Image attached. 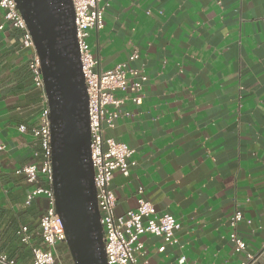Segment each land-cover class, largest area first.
<instances>
[{
  "label": "crops",
  "instance_id": "0c3cea01",
  "mask_svg": "<svg viewBox=\"0 0 264 264\" xmlns=\"http://www.w3.org/2000/svg\"><path fill=\"white\" fill-rule=\"evenodd\" d=\"M100 4H108L104 27L89 40L101 69L127 62L148 76L139 91L116 92L119 108L108 107L120 116L105 136L128 143L136 162L128 176L114 172L115 211L126 214L144 198L181 224L169 243L142 235L135 264H239L257 255L264 247V0ZM24 35L11 25L0 31V153L18 164L35 137L16 121L36 125L42 98L26 77L33 49ZM237 211L242 252L230 239ZM63 254L57 250L53 264H74Z\"/></svg>",
  "mask_w": 264,
  "mask_h": 264
},
{
  "label": "built area",
  "instance_id": "2783aa9c",
  "mask_svg": "<svg viewBox=\"0 0 264 264\" xmlns=\"http://www.w3.org/2000/svg\"><path fill=\"white\" fill-rule=\"evenodd\" d=\"M75 8V24L77 29V41L81 54L82 70L87 84L89 95V118L91 130V156L95 169V185L97 188L98 205L101 211V222L104 226L105 248L108 264H135L136 253L143 248L139 240L144 234L161 236L165 243L174 241L175 233L181 224L170 213L159 214L155 205L144 198L139 199L135 209L126 214H117L115 211L117 197L111 187L115 171L124 175L130 174V168L136 164L131 160L134 149L126 142L119 141L112 136H105L106 128H114L116 119L120 116L118 109L109 111V106L119 108L122 99L116 96L118 90L130 88L139 91L148 76L136 68H129L127 62L118 66L103 70L100 60L93 52L87 41L90 31L104 27V13L106 5H101L100 0H72ZM8 25L25 30L24 44L33 49L29 59V69L32 82L41 90V107L38 123L31 129L33 137L38 138L43 151V164L41 169L35 165H25L17 170L24 173L29 182H37L40 173L45 175L51 183L50 188L37 187L28 194L27 203L40 194L49 198V207L41 219V233L45 248L33 249V264H53L57 254V245L65 242V230L60 215L56 210L54 192L52 188V150L51 129L49 118V105L45 92L44 80L40 58L35 50L33 39L28 31L26 23L17 8L15 0H0V31ZM138 57L137 51L130 60ZM134 100L140 103L141 97ZM21 133H29L28 126L21 124L18 127ZM3 145L0 144V151ZM243 216L237 211L231 218L230 224L233 231L230 239L237 252L246 250V242L238 235L237 227ZM19 233L25 243L30 242L28 227L22 226ZM166 244L159 250L164 251ZM264 255V247L260 253L253 255L247 253L246 259L239 264H261L260 259ZM185 257L180 258L183 263ZM0 264H21L6 254L0 252Z\"/></svg>",
  "mask_w": 264,
  "mask_h": 264
},
{
  "label": "water",
  "instance_id": "95a60500",
  "mask_svg": "<svg viewBox=\"0 0 264 264\" xmlns=\"http://www.w3.org/2000/svg\"><path fill=\"white\" fill-rule=\"evenodd\" d=\"M15 1L41 62L50 109L52 188L65 243L74 264H108L74 3Z\"/></svg>",
  "mask_w": 264,
  "mask_h": 264
},
{
  "label": "trees",
  "instance_id": "16d2710c",
  "mask_svg": "<svg viewBox=\"0 0 264 264\" xmlns=\"http://www.w3.org/2000/svg\"><path fill=\"white\" fill-rule=\"evenodd\" d=\"M26 77L33 85L32 75L28 70ZM21 124L27 125L31 134L35 124L18 119L15 125L19 127ZM30 144L31 154L20 164L12 162L7 154L0 153V252L21 264H33V249L45 248L40 224L49 207V198L44 194L36 195L28 204V194L37 187L51 186L42 173L39 174L38 181L32 183L28 181L26 174L17 172L25 165L35 164L40 169L42 167L44 158L39 139L34 138ZM22 226L28 227L31 237L29 243H25L19 233ZM57 250L61 256L66 251L71 258L66 243L58 244Z\"/></svg>",
  "mask_w": 264,
  "mask_h": 264
},
{
  "label": "rangeland",
  "instance_id": "374dc122",
  "mask_svg": "<svg viewBox=\"0 0 264 264\" xmlns=\"http://www.w3.org/2000/svg\"><path fill=\"white\" fill-rule=\"evenodd\" d=\"M87 41L89 42V44L91 45V42H90V40L89 39H87ZM1 123H0V131H1V133H3L2 132V130H4L5 129V122L4 121H0ZM3 127V128H2Z\"/></svg>",
  "mask_w": 264,
  "mask_h": 264
}]
</instances>
